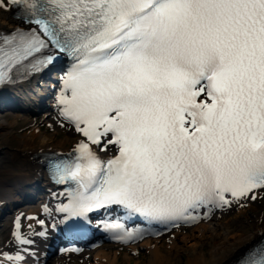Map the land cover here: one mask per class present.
Here are the masks:
<instances>
[{
    "label": "snow or ice",
    "instance_id": "obj_1",
    "mask_svg": "<svg viewBox=\"0 0 264 264\" xmlns=\"http://www.w3.org/2000/svg\"><path fill=\"white\" fill-rule=\"evenodd\" d=\"M9 4L29 26L0 32V85L60 54L74 61L58 103L85 139L78 162L53 171L83 189L75 209L195 220L264 193V0H0V10ZM92 145L118 154L102 161ZM241 264H264V245Z\"/></svg>",
    "mask_w": 264,
    "mask_h": 264
},
{
    "label": "bare ground",
    "instance_id": "obj_2",
    "mask_svg": "<svg viewBox=\"0 0 264 264\" xmlns=\"http://www.w3.org/2000/svg\"><path fill=\"white\" fill-rule=\"evenodd\" d=\"M11 14H12L11 4H9L7 9L0 10V16L5 17V18L0 17V32L8 33L12 29H14L15 19L11 17ZM28 80L29 79L27 77L20 76L14 78L11 82L0 85V103L11 104L16 100H20L25 104L33 103L34 105H32L30 108L34 107L32 110L35 111L36 108H40L39 104L42 103L41 99L37 98L38 100H35L36 97L39 96L45 97V101L48 100V98L50 97V100L53 104V108L51 107L52 110L50 112V118L47 121V125L54 131H57L59 129L63 130L67 135L70 136L68 138L69 141L77 138L79 133L76 132L74 130V127L70 125L67 121H65L63 117L60 115V109L62 106L59 105L58 100L59 97L64 93L65 86L63 83V77H61V79L57 83H55L51 88H49V86H47L44 83L39 84L40 81L32 83L33 85L28 86L27 84H25L26 82H28ZM39 88H42L43 90L40 91ZM31 90L32 92H29ZM31 98L34 99L35 103L30 100ZM46 106L47 103L45 104V107ZM29 113H31V111H29ZM19 114L20 113L17 114L18 117H23ZM23 118L24 120L31 122V120H29L28 117H23ZM12 123L13 121L12 122L3 121L2 127L7 128L8 125ZM6 131L7 133L9 132V127L8 129H6ZM33 131L35 134L39 136L41 143L30 145V143L26 141V139L19 140L18 144L15 147L16 151L15 153H13L14 155H11L10 160L11 159L12 160L7 162L5 170L0 171V195L3 196V198L2 196H0V202L1 199L7 198L8 199L7 206L10 205L11 208L10 209L11 215L8 218L11 236L13 234V231H21L20 228L17 226H15L14 228V221L19 222V220H22V225H24L23 227L24 233L25 232L34 233L33 236L37 233H43V231L46 228L38 229L39 226L35 224L37 215L43 213L42 211H40V208L44 206L45 208L50 207L52 209L59 210V209H63L66 204L64 197H60L62 195L61 189L59 188L60 190H58V188L53 186L46 187L44 189V192L40 193L36 197V199H34L32 204L28 202H18L20 203L19 207L23 206L21 208H19L14 201V198L18 197L16 194H14V196L12 197L13 198L12 201H9L12 192L24 191V182H23L24 176L26 178L31 179L33 178V172H32L33 169L41 168L39 160L37 159L35 160V158H38V155L40 153L56 152L54 149L60 148V146L55 147L54 145L48 143V141H46L48 139L47 136L45 135V133L40 132V128L37 129L33 128ZM33 131L30 130L29 132H33ZM34 160L35 162H33ZM36 163L39 165H37ZM5 193H7L9 196L8 197L5 196ZM20 196H22V194H20ZM40 198L42 199V201L40 200ZM241 201H246V200H241ZM15 205H17V207H13ZM4 206L6 207V202L4 203ZM229 211H231V208L228 205H223V206L208 205L206 207L199 208L195 212H193V215L196 216L197 219L183 220L181 224L166 226L159 230L156 229L150 235H145L139 230V228H141V224L130 225L128 229L125 228L121 230L122 231L127 230V231H133L139 233L140 235L138 237H135L131 240H127L125 241V243H121L120 241H112V242L105 241L104 243L99 244L97 247L91 250L93 252L90 255V260H91L90 264H102V263L117 264L118 263L117 261H119L121 257L127 261V264H131V260L133 261L135 260L133 259V257L138 256L139 253L138 248L140 247L144 249V252L149 253L150 255L149 260L146 261L145 264H162L165 261H169V259L171 258L172 259L176 258L177 254L179 252H182V250L191 251L193 253V257L188 259V264H220L222 259L231 260V261L223 262L221 264H230L233 261V259L237 257L239 253H241L246 247H248L251 243H253L255 239H257L262 233H264V227H261L259 222H257V225L255 226V229L251 234V240H247L246 245L242 247L241 250L240 247L242 244L241 245L238 244L237 248H231L229 251L226 249H221L224 248L223 243L229 240L227 233L231 232L230 229L227 227V225L222 223L220 225H222L223 228H225L221 230V234L223 235V242L220 245L215 244L212 248V252L208 253V255L204 254V252L200 250L201 245H198L197 241L195 242L193 241L196 239L195 237L201 238V234L203 233V231H206L207 236L210 238L214 236L213 233L215 232V225L217 224V222L212 217H216V216L220 217L221 215L226 214ZM215 213L217 214L216 216ZM207 218H209V221L206 220ZM181 226L191 227V229H195L198 233L196 236L194 235L186 236L183 234L179 235V232L178 234L172 232V234H170L172 237L168 236L169 239L165 240L166 239L165 234L166 232H168L169 229H176L177 227H181ZM32 227L33 230H30V228ZM231 235L233 234L231 233ZM231 240H234V236L231 238ZM180 242L184 244L183 246L185 248L183 247L181 248ZM36 244L37 243L35 241L29 242V247L27 248V252L25 251L26 262L32 261L33 258L32 253L36 247ZM231 244L233 245V242L230 243V246ZM120 247H124L123 249L124 251H126L125 254L120 253ZM69 248L62 255H59V258L56 259L54 264L55 263L71 264L68 263L69 262L68 259L70 260L69 253L73 254L72 252L73 250H69ZM83 251L84 250L82 248L77 249L75 255H79ZM1 255L5 262L9 261L8 263H1V264H11V262L19 263L22 257V254H16L13 257H11L8 255L7 252H2ZM73 263L76 264V260H73L72 264ZM134 264H140V263L136 261L134 262Z\"/></svg>",
    "mask_w": 264,
    "mask_h": 264
},
{
    "label": "rangeland",
    "instance_id": "obj_3",
    "mask_svg": "<svg viewBox=\"0 0 264 264\" xmlns=\"http://www.w3.org/2000/svg\"><path fill=\"white\" fill-rule=\"evenodd\" d=\"M0 17H3V16H0ZM39 90L41 91L43 89L39 88ZM29 92H32V90ZM37 98L41 100L45 99V97L39 96V97H36L35 100H38ZM30 100L34 102L33 98H31ZM46 103H47V106L45 107ZM45 104L40 103L39 104L40 108H36V110L33 111L32 109L34 107L30 108L32 105H34L33 103L25 104L20 100H16L15 102L11 104L0 103V125H1L0 127V171L5 170L7 162L12 160V159L10 160L11 155H14L13 153H15L16 151L15 147L18 144L19 140L26 139V141H28L30 145L41 143L39 136L34 133L33 128L35 129L40 128V132L45 133V135L48 138L46 141H48V143L54 145L55 147L60 146V148H57L59 150L69 149L72 146V142L74 140L72 139L71 141H69L68 140V138L70 137L69 135H67L61 129L54 131L47 125V121L50 118V112L53 108V104L50 100V97L48 98V100L45 101ZM29 109L31 113H29ZM18 113H20L19 115L23 117H28L29 120H31V122L24 120L23 117H18L17 116ZM3 121L5 122L13 121L12 124L8 125L9 127L8 133L6 131L8 127L7 128L2 127ZM30 130H32L33 132H29ZM36 159L37 158H35V160ZM35 160L33 162H35ZM36 197L34 199H36ZM18 200L19 199L15 201H18ZM227 205L230 206L231 211H229L226 214L221 215L220 217H217L216 216L217 214L215 213L216 217H212L217 222V224L215 225V232L213 233L214 236L210 238L207 236L206 231H203V233L201 234V238L195 237L196 239L193 240L194 242L197 241L198 245H201L200 250H202L204 254L206 255L212 252V248L215 244L220 245L223 242V235L221 234V230L225 228H223V226L220 225L221 223L227 225V227L231 231L227 233L229 240L227 242H224L223 243L224 248H221V249H226L228 251L231 248H237L238 244L240 245L242 244L241 247L239 246L241 250V248L246 245L247 240H251V234L253 233L255 226L257 225V222H259L261 227H264V193L259 195L256 200H246V201H241L239 203L238 201H232L230 204H227ZM30 206H33V205H30ZM8 208H10V205ZM5 211L3 213H0V243H2L3 245L5 243H8V240L10 237L9 222H8L9 217L7 216V213H5ZM45 211L43 213H45ZM206 220L209 221V218H207ZM211 223H214V222H211ZM172 232H175L176 234H178L179 232V235L183 234L186 236H191V235L196 236L198 233L195 229H191V227L181 226V227H177L176 229H169L168 232H166L165 234V238H166L165 240H168L169 237H172L170 235L172 234ZM231 233L233 235H231ZM233 236H234V240H231ZM231 241L233 242V245L231 244V246L233 247L230 246V243H232ZM101 243H104V242H101ZM105 244H108V243H105ZM180 245H181V248L182 247L185 248L182 242H180ZM106 247H109V246H106ZM84 248L85 247L82 248L84 251L81 252L79 255H75V254L69 255L70 260L68 259L69 262L68 261L67 262L72 264V261L76 260V264H90V261H91L90 255L92 254L93 251H91V249H87V248L84 249ZM123 248L124 247H120V253L125 254L126 251H124ZM138 251H139L138 256H134L133 259H135L140 264H145L146 261H148L150 258L149 253L144 252V249L142 247L138 248ZM54 256H57V258H59V255H55V254H51L49 258H52ZM130 256H133V255H130ZM192 257H193V253L191 251L182 250V252H179L177 254L176 258L174 259L171 258L169 259V261H165L162 264H188V259ZM57 258H54V260L49 261L47 264H54V262L56 261L55 259ZM135 260L134 261L131 260V264H134V262H136ZM125 261L126 260H124L121 257V259L117 261L118 262L117 264H127V261L126 262ZM229 261L231 260L222 259L221 263L229 262Z\"/></svg>",
    "mask_w": 264,
    "mask_h": 264
},
{
    "label": "water",
    "instance_id": "obj_4",
    "mask_svg": "<svg viewBox=\"0 0 264 264\" xmlns=\"http://www.w3.org/2000/svg\"><path fill=\"white\" fill-rule=\"evenodd\" d=\"M0 196H2V195H0ZM5 196H8V194L5 193ZM2 198H3V196H2ZM1 201H6V198L1 199ZM15 203H16V202H15ZM16 204L19 205L20 203H16ZM17 205H15V206H13V207H17ZM0 209H1V207H0ZM10 209H11V208H9V209L7 210V213L11 212Z\"/></svg>",
    "mask_w": 264,
    "mask_h": 264
}]
</instances>
